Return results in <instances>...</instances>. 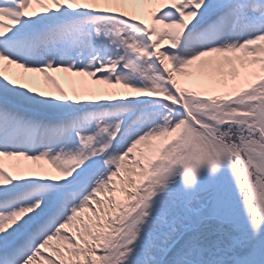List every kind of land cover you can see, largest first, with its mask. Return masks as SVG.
<instances>
[{
	"label": "snow or ice",
	"instance_id": "obj_1",
	"mask_svg": "<svg viewBox=\"0 0 264 264\" xmlns=\"http://www.w3.org/2000/svg\"><path fill=\"white\" fill-rule=\"evenodd\" d=\"M0 264H264V0H0Z\"/></svg>",
	"mask_w": 264,
	"mask_h": 264
}]
</instances>
